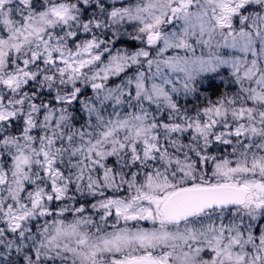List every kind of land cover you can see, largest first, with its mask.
Returning <instances> with one entry per match:
<instances>
[{"label":"snow or ice","instance_id":"obj_1","mask_svg":"<svg viewBox=\"0 0 264 264\" xmlns=\"http://www.w3.org/2000/svg\"><path fill=\"white\" fill-rule=\"evenodd\" d=\"M0 264H264V0H0Z\"/></svg>","mask_w":264,"mask_h":264}]
</instances>
